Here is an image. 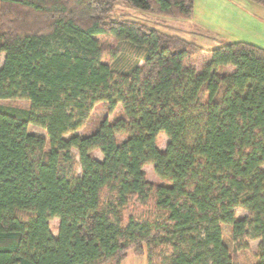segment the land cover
Segmentation results:
<instances>
[{"label":"trees","instance_id":"obj_1","mask_svg":"<svg viewBox=\"0 0 264 264\" xmlns=\"http://www.w3.org/2000/svg\"><path fill=\"white\" fill-rule=\"evenodd\" d=\"M119 2L194 6L0 0V264H264V48L224 41L196 69L199 45ZM99 102L120 113L78 133Z\"/></svg>","mask_w":264,"mask_h":264},{"label":"rangeland","instance_id":"obj_2","mask_svg":"<svg viewBox=\"0 0 264 264\" xmlns=\"http://www.w3.org/2000/svg\"><path fill=\"white\" fill-rule=\"evenodd\" d=\"M123 15L125 18L147 23L161 32L178 35L186 40L199 45L203 50L191 59V64L199 69L209 58V49L221 44L224 41L244 40L255 43L264 48V6L252 0H194L193 12L189 17H170L154 12L130 7L124 3H116L112 16ZM3 54L0 53V65ZM141 63V62H139ZM231 68V69H230ZM232 70V66H228ZM14 102V101H13ZM15 102L26 105L23 100ZM120 113V107L116 106L112 111H108L107 106L101 102L96 103L92 108L88 120L77 130L80 134H87L104 116L112 120L116 114ZM28 131L36 135L45 136L44 129L36 125H28ZM167 141L164 134H159L158 149L162 150ZM94 155L101 159L102 155L95 150ZM264 170V164H262ZM146 179L158 182L152 164L144 165ZM244 211L236 209V214L240 215ZM52 234L56 233L58 224L57 218L49 221ZM222 233L225 241L232 247L230 231L227 225L222 226ZM257 240L249 241V250L256 249ZM120 264H146L145 254H136L133 249L127 251L126 256Z\"/></svg>","mask_w":264,"mask_h":264}]
</instances>
